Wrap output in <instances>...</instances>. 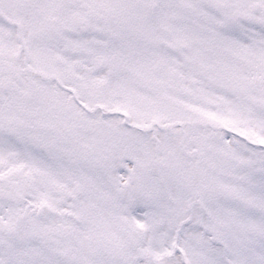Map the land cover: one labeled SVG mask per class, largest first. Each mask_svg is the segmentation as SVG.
Returning a JSON list of instances; mask_svg holds the SVG:
<instances>
[{
    "label": "snow or ice",
    "instance_id": "6c2138e0",
    "mask_svg": "<svg viewBox=\"0 0 264 264\" xmlns=\"http://www.w3.org/2000/svg\"><path fill=\"white\" fill-rule=\"evenodd\" d=\"M0 264H264V0H0Z\"/></svg>",
    "mask_w": 264,
    "mask_h": 264
}]
</instances>
